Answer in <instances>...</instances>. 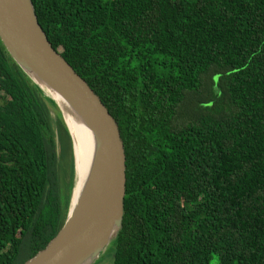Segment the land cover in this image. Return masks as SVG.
<instances>
[{"label": "trees", "instance_id": "obj_1", "mask_svg": "<svg viewBox=\"0 0 264 264\" xmlns=\"http://www.w3.org/2000/svg\"><path fill=\"white\" fill-rule=\"evenodd\" d=\"M30 2L118 129L111 264H264V0ZM45 92L0 43V264L43 249L69 207V136Z\"/></svg>", "mask_w": 264, "mask_h": 264}, {"label": "water", "instance_id": "obj_2", "mask_svg": "<svg viewBox=\"0 0 264 264\" xmlns=\"http://www.w3.org/2000/svg\"><path fill=\"white\" fill-rule=\"evenodd\" d=\"M0 43L33 84L67 105L93 141L86 178L74 202L73 186L61 227L23 264H89L110 247L121 223L125 176L117 126L83 79L51 48L30 0H0Z\"/></svg>", "mask_w": 264, "mask_h": 264}, {"label": "bare ground", "instance_id": "obj_3", "mask_svg": "<svg viewBox=\"0 0 264 264\" xmlns=\"http://www.w3.org/2000/svg\"><path fill=\"white\" fill-rule=\"evenodd\" d=\"M46 92L51 99H54H52L54 103L61 108L66 127L69 131L70 140H72V160L74 164V188L72 201L74 202V195L80 190L92 160V135L85 125L79 121V119L57 95L50 91Z\"/></svg>", "mask_w": 264, "mask_h": 264}, {"label": "rangeland", "instance_id": "obj_4", "mask_svg": "<svg viewBox=\"0 0 264 264\" xmlns=\"http://www.w3.org/2000/svg\"><path fill=\"white\" fill-rule=\"evenodd\" d=\"M209 76H210V73H208L205 77H204V81L206 83L209 82ZM46 93V92H45ZM47 94V93H46ZM55 106H56V109L58 110V112L60 113L61 115V112H60V109L57 107L56 103H55ZM48 108L50 109L51 111V114L52 113H55V108L51 107V106H48ZM61 119L63 121V123H65V120H64V117L61 115ZM65 126V125H64ZM69 136V135H68ZM69 141H70V153H69V156L71 155L72 157V140H70V137H69ZM68 161V158L64 159L63 160V167L66 168V163ZM73 161V160H72ZM73 186H74V175H73ZM111 261H112V258L111 256L108 254V252L105 251L104 252H101L95 259L91 260V262L89 264H111ZM216 261L215 259H213L210 264H215Z\"/></svg>", "mask_w": 264, "mask_h": 264}]
</instances>
